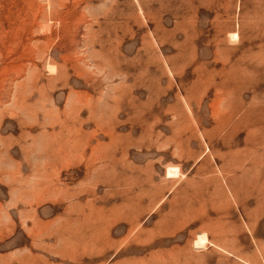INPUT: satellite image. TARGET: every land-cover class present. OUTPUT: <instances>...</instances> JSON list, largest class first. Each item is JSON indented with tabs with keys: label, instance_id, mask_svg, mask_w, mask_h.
<instances>
[{
	"label": "rangeland",
	"instance_id": "1",
	"mask_svg": "<svg viewBox=\"0 0 264 264\" xmlns=\"http://www.w3.org/2000/svg\"><path fill=\"white\" fill-rule=\"evenodd\" d=\"M0 264H264V0H0Z\"/></svg>",
	"mask_w": 264,
	"mask_h": 264
},
{
	"label": "bare ground",
	"instance_id": "2",
	"mask_svg": "<svg viewBox=\"0 0 264 264\" xmlns=\"http://www.w3.org/2000/svg\"><path fill=\"white\" fill-rule=\"evenodd\" d=\"M205 244V237H201L200 239H198V241L196 242V246L198 247H202Z\"/></svg>",
	"mask_w": 264,
	"mask_h": 264
},
{
	"label": "crops",
	"instance_id": "3",
	"mask_svg": "<svg viewBox=\"0 0 264 264\" xmlns=\"http://www.w3.org/2000/svg\"><path fill=\"white\" fill-rule=\"evenodd\" d=\"M197 241H198V240H197ZM197 241H196V242H197Z\"/></svg>",
	"mask_w": 264,
	"mask_h": 264
}]
</instances>
